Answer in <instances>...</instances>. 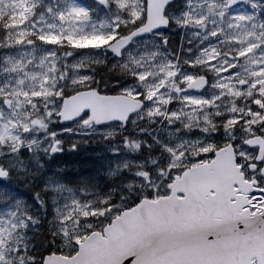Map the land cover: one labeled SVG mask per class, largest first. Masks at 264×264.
Segmentation results:
<instances>
[{
  "label": "snow or ice",
  "instance_id": "obj_1",
  "mask_svg": "<svg viewBox=\"0 0 264 264\" xmlns=\"http://www.w3.org/2000/svg\"><path fill=\"white\" fill-rule=\"evenodd\" d=\"M0 264H264V0H0Z\"/></svg>",
  "mask_w": 264,
  "mask_h": 264
},
{
  "label": "rangeland",
  "instance_id": "obj_2",
  "mask_svg": "<svg viewBox=\"0 0 264 264\" xmlns=\"http://www.w3.org/2000/svg\"><path fill=\"white\" fill-rule=\"evenodd\" d=\"M113 82L109 84V86H112ZM85 150L82 155V157L77 158L75 160H70L67 164H64L66 158L63 154L59 159V166L65 168V175H66V169L72 172V175H77L79 177L81 176H91L95 175L96 173V165L104 159H107L110 157V153L107 151L105 145L95 142H90L88 145L84 146ZM64 156V157H63ZM92 163L93 165H89V163ZM101 182H103V177H99ZM18 191L25 195V198H27V193L24 188H19Z\"/></svg>",
  "mask_w": 264,
  "mask_h": 264
},
{
  "label": "trees",
  "instance_id": "obj_3",
  "mask_svg": "<svg viewBox=\"0 0 264 264\" xmlns=\"http://www.w3.org/2000/svg\"><path fill=\"white\" fill-rule=\"evenodd\" d=\"M112 81H114V79ZM112 81H110V82H112ZM84 150H85V148L84 149L82 148L81 151L78 152L77 156L79 158L81 157L82 151H84ZM68 162H69V158L66 157L65 164H67ZM89 165H93V164L90 162ZM68 179H69V176H68ZM69 180L74 181V177L73 178H70Z\"/></svg>",
  "mask_w": 264,
  "mask_h": 264
}]
</instances>
